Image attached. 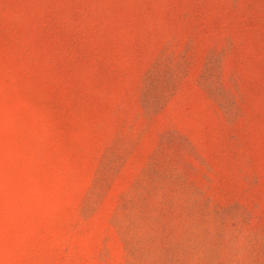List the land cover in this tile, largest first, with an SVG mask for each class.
<instances>
[{"label": "rangeland", "instance_id": "obj_1", "mask_svg": "<svg viewBox=\"0 0 264 264\" xmlns=\"http://www.w3.org/2000/svg\"><path fill=\"white\" fill-rule=\"evenodd\" d=\"M0 264H264V0H0Z\"/></svg>", "mask_w": 264, "mask_h": 264}]
</instances>
